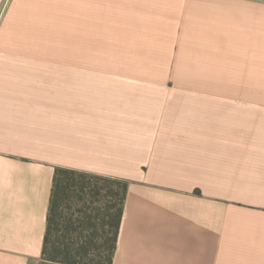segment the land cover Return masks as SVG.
<instances>
[{"label":"crops","instance_id":"crops-1","mask_svg":"<svg viewBox=\"0 0 264 264\" xmlns=\"http://www.w3.org/2000/svg\"><path fill=\"white\" fill-rule=\"evenodd\" d=\"M0 51V264L56 166L128 181L111 264H264V0H10Z\"/></svg>","mask_w":264,"mask_h":264},{"label":"trees","instance_id":"trees-1","mask_svg":"<svg viewBox=\"0 0 264 264\" xmlns=\"http://www.w3.org/2000/svg\"><path fill=\"white\" fill-rule=\"evenodd\" d=\"M127 184L56 166L38 264H111Z\"/></svg>","mask_w":264,"mask_h":264},{"label":"rangeland","instance_id":"rangeland-1","mask_svg":"<svg viewBox=\"0 0 264 264\" xmlns=\"http://www.w3.org/2000/svg\"><path fill=\"white\" fill-rule=\"evenodd\" d=\"M10 0H0V23L2 20V16L4 15V12L7 10ZM20 36V35H19ZM10 52H3L0 51V58H11L12 56L10 54H7ZM65 54V52H63ZM21 54H28L22 55L21 57L24 58H58L55 54H58L57 51H51V52H22ZM38 54V55H37ZM68 57L66 58H74L75 53L74 52H66ZM42 55V56H39ZM24 68V67H23ZM21 68V69H23ZM32 69V68H29ZM41 69H46L47 73L50 74H67V75H76V74H108L116 72V70L122 69V68H108V67H96V68H89V67H45ZM126 69V68H125ZM164 85H172V84H164ZM39 260L36 262L38 264Z\"/></svg>","mask_w":264,"mask_h":264}]
</instances>
